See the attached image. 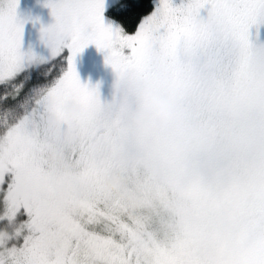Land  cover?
I'll return each instance as SVG.
<instances>
[{
  "label": "snow or ice",
  "instance_id": "6c2138e0",
  "mask_svg": "<svg viewBox=\"0 0 264 264\" xmlns=\"http://www.w3.org/2000/svg\"><path fill=\"white\" fill-rule=\"evenodd\" d=\"M18 4L0 0V264H264V0H156L147 15L122 0L132 34L105 24L104 0H45L47 58L21 52ZM89 44L114 73L110 102L77 74ZM149 86L179 122L129 124ZM50 113L77 136L72 176L44 158ZM112 169L142 201L134 217L102 187Z\"/></svg>",
  "mask_w": 264,
  "mask_h": 264
},
{
  "label": "clouds",
  "instance_id": "9594fccd",
  "mask_svg": "<svg viewBox=\"0 0 264 264\" xmlns=\"http://www.w3.org/2000/svg\"><path fill=\"white\" fill-rule=\"evenodd\" d=\"M142 104L128 115L129 124L138 130H145L151 123L174 124L181 120L183 108L175 103L163 90L154 86L144 88L141 93ZM60 112L68 118L78 115L79 105L73 99H66L60 107ZM44 127L55 143L50 144L45 152V160L58 169L65 176H72L74 169L67 159V149L76 145V134L69 130L62 120L50 113L44 119ZM102 187L105 191L128 205L129 216H136L142 205L138 194L129 187V181L119 169L108 170L102 174ZM52 198L57 203H63L69 199L68 193L62 190H54Z\"/></svg>",
  "mask_w": 264,
  "mask_h": 264
},
{
  "label": "rangeland",
  "instance_id": "374dc122",
  "mask_svg": "<svg viewBox=\"0 0 264 264\" xmlns=\"http://www.w3.org/2000/svg\"><path fill=\"white\" fill-rule=\"evenodd\" d=\"M120 2L122 0H104L105 10ZM180 2L181 0H173L174 4ZM105 10L103 13L105 24H111L113 27L119 26L115 22L107 21ZM201 15L205 16L206 10H202ZM17 19L23 23L21 52L27 53L31 50L36 57L47 58L49 49L41 40V28L54 23V18L51 16V10L45 6V0H19ZM105 54L98 51L94 44H89L77 55L75 66L81 83L90 86L99 84L101 100L110 102L115 76L111 67L105 65ZM67 55L68 52L65 49L63 56L66 57ZM63 66L66 68V60L63 62Z\"/></svg>",
  "mask_w": 264,
  "mask_h": 264
},
{
  "label": "trees",
  "instance_id": "16d2710c",
  "mask_svg": "<svg viewBox=\"0 0 264 264\" xmlns=\"http://www.w3.org/2000/svg\"><path fill=\"white\" fill-rule=\"evenodd\" d=\"M120 3L116 4L115 6L106 8L105 15L107 21L109 22L110 20L117 23L121 28H123L125 34H132V31L134 30L132 21L129 19V14L121 9ZM145 3L147 4V8L142 11L144 15H147L155 7L156 0H145ZM135 22L138 23L139 18H137Z\"/></svg>",
  "mask_w": 264,
  "mask_h": 264
}]
</instances>
